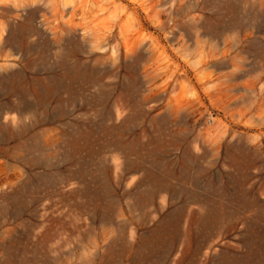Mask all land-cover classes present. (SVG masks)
Returning a JSON list of instances; mask_svg holds the SVG:
<instances>
[{
    "label": "rangeland",
    "instance_id": "rangeland-1",
    "mask_svg": "<svg viewBox=\"0 0 264 264\" xmlns=\"http://www.w3.org/2000/svg\"><path fill=\"white\" fill-rule=\"evenodd\" d=\"M0 34V264H264V0H0Z\"/></svg>",
    "mask_w": 264,
    "mask_h": 264
},
{
    "label": "bare ground",
    "instance_id": "bare-ground-1",
    "mask_svg": "<svg viewBox=\"0 0 264 264\" xmlns=\"http://www.w3.org/2000/svg\"><path fill=\"white\" fill-rule=\"evenodd\" d=\"M1 30L3 31L4 29L3 28H1ZM1 36H2V34H0V40H1ZM4 86V85H3Z\"/></svg>",
    "mask_w": 264,
    "mask_h": 264
}]
</instances>
